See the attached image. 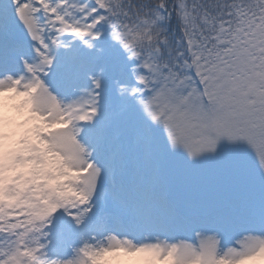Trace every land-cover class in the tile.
<instances>
[{
	"label": "snow or ice",
	"instance_id": "obj_1",
	"mask_svg": "<svg viewBox=\"0 0 264 264\" xmlns=\"http://www.w3.org/2000/svg\"><path fill=\"white\" fill-rule=\"evenodd\" d=\"M0 264H264V0H0Z\"/></svg>",
	"mask_w": 264,
	"mask_h": 264
}]
</instances>
